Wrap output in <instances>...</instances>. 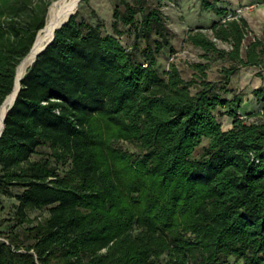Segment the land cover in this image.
Segmentation results:
<instances>
[{
    "label": "trees",
    "instance_id": "obj_1",
    "mask_svg": "<svg viewBox=\"0 0 264 264\" xmlns=\"http://www.w3.org/2000/svg\"><path fill=\"white\" fill-rule=\"evenodd\" d=\"M117 1L111 33L76 13L21 80L0 138V213L18 190L0 264H264V85L252 111L230 88L242 67L264 80V36L246 43L245 17L197 0L212 16L185 34L204 61L185 78L160 63L176 0ZM50 5L0 0V106Z\"/></svg>",
    "mask_w": 264,
    "mask_h": 264
},
{
    "label": "rangeland",
    "instance_id": "obj_2",
    "mask_svg": "<svg viewBox=\"0 0 264 264\" xmlns=\"http://www.w3.org/2000/svg\"><path fill=\"white\" fill-rule=\"evenodd\" d=\"M51 5L57 0H50ZM132 1V0H128ZM117 0H86L80 4V9L77 12V18L79 21L89 22L90 24L97 25L102 24L106 32L111 33V24L113 21V9L118 5ZM226 7L235 10L239 15L248 19L251 34L248 36L246 43L254 38H262L264 36V2L262 0H224ZM223 5V6H224ZM48 10V12H49ZM168 16V27L174 34L172 44L174 46V53L165 49L160 57V63L162 67L168 68L170 63H175L182 72L185 78H189L192 74V70L189 68L190 63L204 62L200 58L201 52L184 43L183 39L189 29H196L197 26L204 21H210L212 14L202 12L199 8L197 0H176L175 5H169L164 9ZM48 16V15H47ZM121 41L124 46L130 47L133 42V34L126 32ZM222 48H229L223 43H219ZM221 66L220 63H214L209 69V77L216 79L218 76L217 69ZM259 69L255 67H242L233 76L230 84V88L239 93L243 97V108L246 111L258 110V106L255 103L252 95V91L262 85L264 80L260 79L256 74ZM223 128L228 129L230 123L226 118H222ZM209 144V139L204 138L200 145L195 150V155H200L203 148ZM123 148L130 151L136 150L135 147L129 144H123ZM42 152H46L45 148H40L39 152L32 156V160H38ZM60 171L63 170L62 166H59ZM18 190L13 191L11 198L4 199L3 207L0 213L1 218H4V226L0 229V232H6L13 224V212L16 204L15 195ZM31 218L44 217V211L29 212ZM0 240L3 238L0 235ZM240 264V263H239Z\"/></svg>",
    "mask_w": 264,
    "mask_h": 264
},
{
    "label": "bare ground",
    "instance_id": "obj_3",
    "mask_svg": "<svg viewBox=\"0 0 264 264\" xmlns=\"http://www.w3.org/2000/svg\"><path fill=\"white\" fill-rule=\"evenodd\" d=\"M80 0H57L50 7L47 21L40 31L36 45L32 52L26 55L21 62L18 64L17 73L14 80V90H12L4 99L0 106V133L3 130L4 120L7 115L9 108L13 105L19 89L21 88V80L26 74L28 68L34 61L37 53L44 47V45L52 38L56 26L59 22L69 15L71 12H78L80 9Z\"/></svg>",
    "mask_w": 264,
    "mask_h": 264
},
{
    "label": "water",
    "instance_id": "obj_4",
    "mask_svg": "<svg viewBox=\"0 0 264 264\" xmlns=\"http://www.w3.org/2000/svg\"><path fill=\"white\" fill-rule=\"evenodd\" d=\"M82 1H84V0H80V2H82ZM48 13H49V12H48ZM75 14H76L75 11H74V12H71L69 15H67L66 17H64V18L59 22V24H58V25L56 26V28H55V31H54V34H53L52 38H51V39H50V40L44 45V47H43L42 49H40V51L37 53V55H36L34 61L32 62V64L35 62L36 58H37L40 54H42V53L45 51V49H46V48H47V47H48V46L54 41V38H55V32H56L58 29H60L61 27H63L64 25H66V24L70 21V19L72 18V16H74ZM46 21H47V20H46ZM42 29H43V28H42ZM42 29H41L40 31H42ZM40 31L37 33L36 38H35V41H34L32 47H31L30 51L27 53V55L30 54V53L32 52V50L34 49ZM20 62H21V61H20ZM32 64H31V65H32ZM17 66H18V65H17ZM17 68H18V67H16L15 76H16V73H17ZM20 89H21V88H20ZM20 89H19V91H20ZM12 90H14V85H13ZM12 90H11V91H12ZM19 91H18V93H19ZM17 96H18V94H17ZM17 96H16V98H17ZM15 100H16V99H15ZM14 103H15V101H14ZM14 103H13V105L9 108L8 112L12 109V107L14 106ZM8 112H7V113H8ZM5 118H6V117H5ZM4 121H5V120H4ZM4 129H5V123H4V126H3V130H2V132L0 133V138H1V136L3 135Z\"/></svg>",
    "mask_w": 264,
    "mask_h": 264
},
{
    "label": "crops",
    "instance_id": "obj_5",
    "mask_svg": "<svg viewBox=\"0 0 264 264\" xmlns=\"http://www.w3.org/2000/svg\"><path fill=\"white\" fill-rule=\"evenodd\" d=\"M224 1V0H223ZM247 19V18H246ZM248 20V19H247ZM250 25V24H249ZM251 26V25H250ZM257 69V68H256Z\"/></svg>",
    "mask_w": 264,
    "mask_h": 264
}]
</instances>
